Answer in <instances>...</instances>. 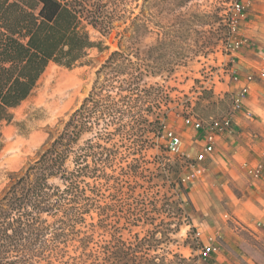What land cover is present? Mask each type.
<instances>
[{
    "label": "rangeland",
    "instance_id": "374dc122",
    "mask_svg": "<svg viewBox=\"0 0 264 264\" xmlns=\"http://www.w3.org/2000/svg\"><path fill=\"white\" fill-rule=\"evenodd\" d=\"M235 3L246 12L232 28ZM118 11L124 17L109 33L86 26L95 47L71 68L49 63L28 98L11 110V121L0 124V194L9 176L20 174L62 130L94 86L97 70L120 48L144 70L140 86L155 87L142 95L135 111L149 121L158 117L162 130L154 135L145 123L130 124L120 136L111 119L96 116L80 144L111 133L109 180L98 186L96 197L105 215H96L97 209L85 215L76 227L78 236L68 238L59 257L49 262L104 264L107 250L108 264H206L199 251L212 245L207 236L214 235L220 245V222H233L231 215L223 218L227 213L220 207L215 166H202V173L191 177L197 134L185 120L205 123L232 110V60L239 54L252 58L259 49L264 58V0H122ZM135 16L140 19L136 30L131 27ZM235 42L241 43L238 48ZM60 81L65 92L58 99L52 94ZM109 92L117 98L115 89ZM257 92L264 103V84ZM166 132L180 139L181 153L167 151ZM141 138L150 140L145 149L141 141L138 145ZM85 236L88 244L81 250L77 239ZM242 239L247 257L254 247L264 257V247L246 231Z\"/></svg>",
    "mask_w": 264,
    "mask_h": 264
},
{
    "label": "trees",
    "instance_id": "16d2710c",
    "mask_svg": "<svg viewBox=\"0 0 264 264\" xmlns=\"http://www.w3.org/2000/svg\"><path fill=\"white\" fill-rule=\"evenodd\" d=\"M120 4L122 0H0V124L11 121V110L28 98L49 63L71 68L81 61L95 47L86 26L109 33L124 17ZM139 20L133 18L132 29ZM132 58L120 48L110 53L62 130L20 174L9 176L0 194V264H51L49 259L59 257L68 238L78 236L76 227L85 215L93 209L99 217L105 215L96 197L98 186L109 180L106 145L111 133L80 144L97 115L103 122L111 119L120 136L138 123L154 135L161 132L158 117L149 121L135 111L142 95L155 87L140 86L144 70ZM109 89L116 90L117 98ZM140 141L142 149L150 144L141 138L138 145ZM87 240L78 238V248L84 250ZM104 254L103 263L108 264L107 250Z\"/></svg>",
    "mask_w": 264,
    "mask_h": 264
},
{
    "label": "crops",
    "instance_id": "0c3cea01",
    "mask_svg": "<svg viewBox=\"0 0 264 264\" xmlns=\"http://www.w3.org/2000/svg\"><path fill=\"white\" fill-rule=\"evenodd\" d=\"M261 51L259 49L252 58L239 54L235 56L237 61L232 60L233 74L239 78L238 81L232 78L231 89L235 91V95L246 86V75L264 68ZM263 84L264 79L258 76L248 84L249 91L244 98L242 111L236 113L233 119V132L215 137L212 153L201 164L203 168L205 165L215 166L220 207L227 213L223 218L231 215L233 222V225L220 222V245L214 235L207 236L213 246H218V251L206 264H264V257L257 247H254L248 257L240 248L243 231L264 247V103L257 97V91ZM246 111L250 116L246 115ZM188 129L197 134L192 141L197 150L196 156L206 144L205 135ZM258 165L262 166L260 176L252 179L248 171Z\"/></svg>",
    "mask_w": 264,
    "mask_h": 264
},
{
    "label": "built area",
    "instance_id": "2783aa9c",
    "mask_svg": "<svg viewBox=\"0 0 264 264\" xmlns=\"http://www.w3.org/2000/svg\"><path fill=\"white\" fill-rule=\"evenodd\" d=\"M233 17L231 18L230 26L233 28L235 24L241 19L245 17V8L240 3H235L232 5ZM241 43L235 42L233 44L234 48H238ZM264 61V58L262 59ZM259 77L260 79H264V68L257 69L255 73L246 75L244 77V81L246 82V86L241 88L240 92L236 94L233 98L232 110L223 118L220 119H210L208 122H200L197 120H193L191 118H187L185 120V124L190 127L192 130L196 132H203L205 135L206 144L203 146V150L201 153L197 154L194 157V165L192 166L193 173L191 177L197 178L202 173V163L205 160V157L212 153L214 149V139L217 136L230 134L233 132V122L234 116L236 113L242 111L244 98L248 94L249 87L248 84L252 83L255 77ZM234 81H238L239 78L237 75L233 77ZM247 116H250L249 112H245ZM166 149L170 154H179L181 153L180 139L174 135L172 132L165 133ZM262 170V166L258 165L254 169H250L248 174L252 179H258ZM217 251L215 246H207L204 245L199 251V259L203 262H207L211 256Z\"/></svg>",
    "mask_w": 264,
    "mask_h": 264
},
{
    "label": "bare ground",
    "instance_id": "6f19581e",
    "mask_svg": "<svg viewBox=\"0 0 264 264\" xmlns=\"http://www.w3.org/2000/svg\"><path fill=\"white\" fill-rule=\"evenodd\" d=\"M60 82H61V81H60ZM53 83H54V82H53ZM53 83H52V84H53ZM64 85H65V84H64ZM66 86H67V85H66ZM66 86H64V87H66ZM46 89H47V88H46ZM46 89H45V90H46ZM64 90H65V89L63 88V84H62V82H61V84H58V85L56 86V88L54 89L53 94H52L53 97H58V99L61 98V97H63V93L65 92ZM48 91H49V90H48ZM48 91H47V92H48ZM50 93H51V91H50ZM46 96H47V95H46ZM46 96L44 95L43 97H46ZM53 97H52V98H53ZM52 98H51V99H52ZM43 99H45V98H43ZM48 99L50 100V98H48ZM55 99H56V98H55ZM47 101H48V100H47ZM45 102H46V101H45ZM48 103H49V101H48Z\"/></svg>",
    "mask_w": 264,
    "mask_h": 264
}]
</instances>
